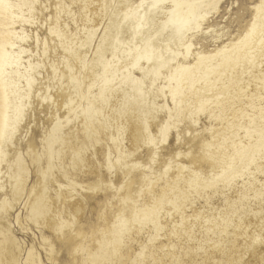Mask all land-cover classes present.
Listing matches in <instances>:
<instances>
[{"label": "bare ground", "instance_id": "bare-ground-1", "mask_svg": "<svg viewBox=\"0 0 264 264\" xmlns=\"http://www.w3.org/2000/svg\"><path fill=\"white\" fill-rule=\"evenodd\" d=\"M221 1L139 0L131 5V0H103L102 19H106V25L103 29L98 25L85 26L80 33L83 38L76 41L81 36L73 33L69 22L75 20V12L70 7L73 0H0V264H41V256L33 245L25 251L26 241L17 237L11 220V210L24 198L32 171L22 152L19 135L23 130L26 135L29 133L36 104L50 102L53 96H59L67 88L64 84L67 78L71 92L80 93L82 85L74 76L75 62L82 67L90 66L84 81L86 92L80 95L82 99L77 108H74L72 99L66 100L65 119L57 116L52 124L47 138V169L41 166L39 157L36 160L41 177L38 181L41 192L31 208L36 225L50 211L46 203L48 184L65 174L60 163L63 135L71 126L70 113L79 108L94 121L98 118L105 120L110 110L124 111L127 108L144 115L154 112L152 117L157 119L160 111L171 115L172 108L167 103L171 96L176 111L184 113L181 120L184 129L179 135L188 137L197 124L193 111L215 103L210 115L223 120L232 137L244 133L232 139V154L228 155L226 151L210 154L216 163L221 162L223 170L228 169L224 178L229 179L231 173L263 158L264 108L260 105L262 96L251 90V78L258 76L255 71L262 72V60L257 61V58L264 56V33L256 36V42L249 37L238 49L197 51L191 55L193 61L189 63L175 59L180 52H164L171 44L184 46L187 52V44L194 45L192 35L187 34L189 25L199 23L201 27ZM153 4L164 6L154 8ZM65 11L68 16H64ZM33 17H37V21H33ZM27 23L48 31L42 38L38 32L34 33L36 49L23 45L32 39L25 27ZM261 29L256 28L251 35ZM217 56L220 57L216 59ZM174 60L176 62L172 63ZM90 71H94L93 79H90ZM261 74L264 76V72ZM256 86L260 90L257 83ZM193 100L197 102L195 107ZM143 124L147 132L145 142L149 146L146 161H150L155 154L153 145L156 141L168 138L169 123L166 121L161 126L157 140L149 130L148 121L143 120ZM242 137H248L247 143ZM117 159L123 162L122 168L127 173H134L136 168L127 169L125 165L143 163L138 154L127 151H120ZM172 162L171 158L158 170L153 164H144L147 172L141 171V174L149 181L158 172L168 173ZM108 167L110 170L114 167L110 150ZM183 167L178 163V172L171 178L172 184H168L171 189L178 188L182 195V182L197 185L200 178L197 172L185 176ZM136 182L129 174L122 185L126 188L122 207L114 219L107 220L105 227L100 229L102 236L95 238L98 244L94 248L86 244L81 247L83 264L121 263L126 260V254H131L130 251L125 253V248L137 240L132 229L146 227L150 221L156 232L163 229L161 202L166 191L163 189V194L150 203L140 201L145 190ZM152 183L150 181L147 186L149 191H152ZM176 198L171 200L179 207ZM60 221L57 231L63 237L69 224L61 217ZM62 224L66 226L61 227ZM107 232L113 236L105 235ZM145 248L142 247L137 257ZM132 260L135 263L137 258Z\"/></svg>", "mask_w": 264, "mask_h": 264}, {"label": "rangeland", "instance_id": "rangeland-1", "mask_svg": "<svg viewBox=\"0 0 264 264\" xmlns=\"http://www.w3.org/2000/svg\"><path fill=\"white\" fill-rule=\"evenodd\" d=\"M138 1L131 0V5ZM103 3V0H73L70 7L75 12V20H69L73 33L79 36L89 25H98L103 29L106 25V19H102ZM63 13L68 16L66 11ZM34 20L37 21V17H33ZM253 20L254 12L249 16L243 9L234 8L233 0H222L218 9L202 22L200 31L191 38L194 44L191 55L197 51L238 49L249 37L256 42V36L264 33V24L256 21L255 29L262 27L261 31L248 35ZM25 27L32 39L23 45L36 49L34 33L38 32L42 38L48 31L39 26L31 27L28 23ZM187 34L192 35L190 31ZM80 36L76 41L83 38V34ZM170 50L180 52L175 58L178 61H193V56L185 58L182 55L186 52L184 46L171 44L164 52ZM259 60H262L260 68L264 72V56H259ZM87 67L90 66L86 64L82 67L75 62L74 76L82 85L79 95L71 92L67 78L64 82L67 88L59 96H53L50 102L36 104L29 133L26 135L23 130L19 135L22 152L32 171L24 198L11 210V220L17 237L26 241L25 251L33 245L41 256V264H83L81 247L86 244L94 248L98 244L95 238L102 236L100 229L105 227L107 220L114 219L122 207L126 196V188L122 185L132 174L136 183L145 190L139 197L140 201L150 203L166 191L161 202L164 227L156 232L150 221L146 227L143 225L141 229H132L131 233L137 240L131 241L125 248V253L130 251L131 254H126V260L117 264H264V155L257 162L252 161L247 167L231 173L229 179L224 178L228 169L223 170L221 162L216 163L210 154L221 151L232 154V139L244 133L232 137L223 120L210 115L215 103L193 111L197 124L188 137L179 135L184 129L181 122L184 113L176 111L171 96L167 101L172 108L171 115L160 111L157 119L152 117L154 112L144 115L129 108L124 111L110 110L105 120L98 118L95 121L86 117L81 108L72 111L71 126L63 135L60 151V163L65 174L48 184L46 203L50 211L40 218L39 225L35 224L31 208L41 192L36 160L39 157L41 166L47 169L50 129L57 116L65 119L66 100L72 99L74 108L79 106L80 95L86 92L84 81L87 79ZM91 68L94 70L93 66ZM262 72L255 71L258 76L251 78V90L262 96L260 105L264 108ZM93 73L90 71V79H93ZM256 83L260 90L256 89ZM192 105L197 106V102L193 100ZM143 120L148 121L149 130L156 140L164 122L169 123L168 138L165 141L157 140L153 145L155 169L164 167L171 158L173 161L168 173L158 172L149 181L141 174V171L147 172L146 167L127 173L122 168L123 162L117 159L120 151L138 154L139 161L143 163L148 159L149 146L145 142L147 132L143 128ZM242 139L247 143L248 137ZM109 150L114 164L112 170L108 167ZM234 161L239 163L238 159ZM178 163L184 165L182 174L185 176L193 172L200 176L197 185L190 186L188 182L180 184L184 195L178 188L171 189L168 185L172 184L171 178L178 172ZM150 181L153 182L152 191L147 189ZM175 196L179 207L171 200ZM126 201L131 203L130 200ZM60 217L69 224L63 237L57 231L61 224ZM105 235L113 236V233L107 232ZM143 246H146L145 251L137 257ZM135 257L137 261L133 263L132 258Z\"/></svg>", "mask_w": 264, "mask_h": 264}, {"label": "snow or ice", "instance_id": "snow-or-ice-1", "mask_svg": "<svg viewBox=\"0 0 264 264\" xmlns=\"http://www.w3.org/2000/svg\"><path fill=\"white\" fill-rule=\"evenodd\" d=\"M164 5L162 4H153L154 8H162ZM233 7L237 10L243 9L249 16L254 12L255 13V20L252 21V27L248 30V35H251L256 27V21L264 22V0H233ZM231 11V9H229ZM192 37L195 36L197 32L200 31L199 23L195 25H189V29ZM211 31V29H209ZM193 51V45L187 44V52L182 53V55H191ZM150 143H154L149 141ZM155 162V157L152 158L150 161H145L144 163H137L133 165H125L127 169H143L144 164H148L151 166ZM66 225L62 224L61 227H65Z\"/></svg>", "mask_w": 264, "mask_h": 264}]
</instances>
